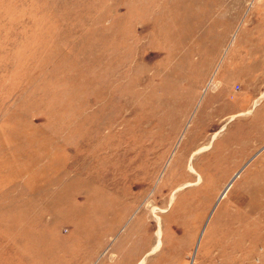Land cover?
Returning <instances> with one entry per match:
<instances>
[{
	"label": "rangeland",
	"instance_id": "374dc122",
	"mask_svg": "<svg viewBox=\"0 0 264 264\" xmlns=\"http://www.w3.org/2000/svg\"><path fill=\"white\" fill-rule=\"evenodd\" d=\"M0 264H264V0H0Z\"/></svg>",
	"mask_w": 264,
	"mask_h": 264
},
{
	"label": "water",
	"instance_id": "95a60500",
	"mask_svg": "<svg viewBox=\"0 0 264 264\" xmlns=\"http://www.w3.org/2000/svg\"><path fill=\"white\" fill-rule=\"evenodd\" d=\"M237 175H238V174H236V175L231 179L229 185H230L231 182L237 177ZM229 185H228V186H229ZM228 186H226V188L222 191V193L220 194V196H219V198H218V201L222 198V196H223V194L225 193V191L227 190V187H228Z\"/></svg>",
	"mask_w": 264,
	"mask_h": 264
},
{
	"label": "bare ground",
	"instance_id": "6f19581e",
	"mask_svg": "<svg viewBox=\"0 0 264 264\" xmlns=\"http://www.w3.org/2000/svg\"><path fill=\"white\" fill-rule=\"evenodd\" d=\"M216 136H217V134H215V135L212 137V140H213ZM228 188H229V186L227 187V189H228ZM226 191H227V190H226ZM226 191H225V192H226ZM224 194H225V193H224ZM224 194H223V195H224ZM222 197H223V196H222Z\"/></svg>",
	"mask_w": 264,
	"mask_h": 264
}]
</instances>
